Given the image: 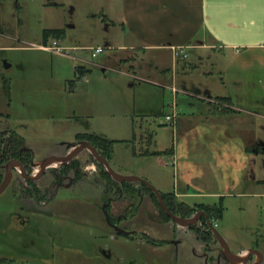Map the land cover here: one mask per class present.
<instances>
[{"label": "rangeland", "instance_id": "rangeland-1", "mask_svg": "<svg viewBox=\"0 0 264 264\" xmlns=\"http://www.w3.org/2000/svg\"><path fill=\"white\" fill-rule=\"evenodd\" d=\"M119 6V0H0V133L14 131L24 140L34 159L27 152L29 162L63 157L67 149L77 147L79 135L104 136L118 142L109 161L115 173L145 180L162 196L186 193L185 178L172 164L175 160L153 155L175 151L176 157L185 163L187 146L182 139L187 132L178 119L203 118L209 115V110L182 94L181 85L175 87L172 83V74L162 77L149 62L154 55L109 49L110 45H132L121 29L109 23V18L118 22ZM47 30L65 32L62 41L56 40L61 41L59 45L64 50L103 48L105 52L97 59L84 51L69 52L70 57L54 56L38 49L43 46ZM50 42L49 46H53L54 41ZM86 57L96 66L87 68L91 73L86 80L76 81V68L82 66L77 62ZM245 59L250 63L249 56ZM170 63L167 58L163 65L172 67ZM144 66L138 72L139 77H147L156 85L159 84L155 81L162 77L167 85H139L130 78V67L139 71ZM232 74L243 81L239 86L227 84L229 89L243 90L240 95L246 103L239 106L242 113L262 115V118L251 115L252 128L246 131L239 128L238 140L249 143L258 138L257 141L264 142V68L248 65L236 68ZM187 80L179 69L178 82ZM249 94L256 98L257 110L250 108L253 101L248 99ZM216 102L218 110H226L225 103ZM168 117L175 118L177 124L168 123ZM218 134L219 131L215 133L217 138ZM11 140H0V165L4 164V157L5 161L10 160L6 148ZM214 140L221 150L223 144ZM12 146H16L15 141ZM224 159L219 178L212 167L206 166L207 176L201 182L206 191L198 186L190 192L189 200L176 198L198 213H205L201 206H221L223 218L211 223L217 225L231 253L237 255L244 249L257 251L264 264V185L254 184L252 177L264 183V156L253 164V175L245 179L232 172L233 161L226 156ZM98 164L89 152L76 157L67 167L82 170L73 181L76 184L73 189L66 188L71 182H61L58 172H46L33 184V189H27L32 186L21 170L14 173L9 189L0 196V256L12 257L17 264H208L205 253H200L204 244L196 239L200 235L208 238L210 250L206 253L210 261L216 262L221 256L222 264H229L214 235L210 239L203 234L202 224L195 225L194 232L187 231V227L176 229L164 219L151 193L137 184L134 190L143 193L144 203L137 218L123 227L151 236L157 242L169 240L176 229L180 236L191 234L192 238H187L190 242L183 238L177 255L173 246L153 248L141 239L132 241L107 232L100 203L109 180L101 175ZM0 178L2 186L6 176L1 177V171ZM120 190L128 192L129 188ZM225 191L232 196L224 197L222 202L216 194ZM54 195L56 203L42 208V202L54 199ZM34 197L42 202L29 199ZM132 203L134 200L126 195L122 202L114 204L115 218L126 213ZM193 247L200 256H196Z\"/></svg>", "mask_w": 264, "mask_h": 264}, {"label": "crops", "instance_id": "crops-1", "mask_svg": "<svg viewBox=\"0 0 264 264\" xmlns=\"http://www.w3.org/2000/svg\"><path fill=\"white\" fill-rule=\"evenodd\" d=\"M119 2L118 22L110 18L109 21L114 24L115 29H121L123 37L130 39L132 45H110L109 49L122 50L126 53L136 50L146 56L154 55L149 62L162 77L172 74V83L175 87L181 85L182 94L199 101L209 110V115L203 118L185 116L178 119L184 127L183 130L187 132L185 137H182L185 147L187 146L186 162L183 163L176 157L175 151L171 152L169 157L175 160L172 164L176 170L178 169L176 172L185 178L183 185L186 193L178 195L176 193L175 196L189 200L193 188L200 186L199 188L203 190L201 182L207 176L204 174L208 171L206 166L212 167L218 177L220 164L225 160L224 156L235 163L231 169L232 172H237V176L242 175L244 179L248 178V175L252 176L253 164L264 156V142L257 141L258 138L252 139L249 143L238 140L239 128L241 130L245 128L244 131L250 130L253 125L252 116L262 118V115L249 113L247 116L246 111L242 113L239 106L246 103L245 98L240 95L243 90L229 89L227 84L239 86L243 82L241 78L232 74L236 68L248 65H260L264 68V0H119ZM41 47L46 45L43 44ZM41 47L38 49L44 51ZM174 49H184L188 59H175ZM248 56L251 58L250 63L245 59ZM167 58L170 59L172 67H164ZM85 60L77 63L82 64ZM144 68L145 66L137 71L130 67L129 73L132 74L130 78L132 76L139 85L141 83L159 87L167 85L163 84L165 80L162 77L155 81L159 85L151 83L147 77H139L138 72ZM179 69L184 72L187 81L178 82ZM103 71L107 72V69ZM121 71L124 70L121 68ZM198 74L201 75L197 76ZM87 77L82 80H86ZM135 86L137 84L133 88ZM248 99L253 101L250 108L257 110L256 98L249 94ZM216 101L225 103L226 110L222 108L218 110ZM240 114L246 116L242 117ZM221 125L223 129H220ZM254 127L256 128V125ZM217 131L219 138L215 136ZM214 139L223 144L224 147L220 146L221 150L215 145ZM196 171L199 172L198 175L195 174ZM252 177L254 184L264 185L263 182H256V177ZM216 195L221 199L232 196L231 192L228 194L226 191ZM108 235L114 238L112 234ZM250 251L252 250L244 249L238 254ZM0 260L15 261L12 257L2 256Z\"/></svg>", "mask_w": 264, "mask_h": 264}, {"label": "flooded vegetation", "instance_id": "flooded-vegetation-1", "mask_svg": "<svg viewBox=\"0 0 264 264\" xmlns=\"http://www.w3.org/2000/svg\"><path fill=\"white\" fill-rule=\"evenodd\" d=\"M50 41L47 43L46 46H49V44L51 43ZM54 44H57L58 46H60L59 45V42H57V41H54ZM93 65H94V63H93L92 60H85L84 63H82V66L81 67H85L87 69L88 67H92ZM89 70H91V69L89 68ZM0 140H11L10 141L11 143L8 142V146L6 148L7 149L6 150V154H8V156H10V157H8L10 160L7 162V161H5V157L4 158L2 157L4 159V160H2L4 162V164L0 165V171H1V175L2 176H6V178H7V175H8V167L11 166V165H13L14 163H17V164H21L23 166V168L25 169V172H26V174L28 175L29 178H33L34 177L33 179H36L34 181L27 180L24 177L21 168H19L18 166L13 167V170H12L13 171V178H14V173H16V172L19 173V170H21V175L31 184L32 187H29L28 186L27 189H33V184H36L37 183L36 181L40 180L42 178V175H44L46 172L47 173H53V174H57L56 172L60 173L59 176L60 177L62 176L60 178V181L61 182H65V181L71 182L70 185H68L66 188L73 189V187L76 186V184L74 185V182L73 181L77 178V176H79V175L82 174V170H80V169H74V170H68V171L66 170V171H64L65 170V167L66 166H69L70 163L75 158L69 164H63V167L60 170H57V171H48V168H49L48 167L45 170V172L42 171V172H39L38 175H36L35 174V171H36L35 168H37V165L39 163H42L43 164L45 161L44 162H39V161L38 162H33V161L32 162H29L30 157L28 158L27 152H29L31 154V158L32 159H33V155L31 153V151H29L26 148L25 143H24V146H22L20 149H17L18 143H20V141H23L24 142V140L16 132H14V131H8L6 133H0ZM13 141H15L16 146H12ZM78 146L79 145H77V147ZM73 148H75V147H71L70 149H67L65 155L63 157H59V158H66L69 154L71 155L70 151ZM12 182H13V180H12ZM62 189H64V188H59V190H62ZM59 190L57 189V191L55 192V195H57V192ZM109 191H110V189L108 187H106L104 189V193L101 195L102 198H101V203H100V209H101L102 214H103V217H104V221H105V225H106L107 232H111V233L115 232L114 227L116 226V227H119V228L127 231L129 233V235H126V237L133 238L134 240H132V241H135L137 239H141V241L146 242L151 247L158 248V249H160L163 246H173L177 250V255H178V249L182 245L184 239L187 242H190L187 238H192L191 234H189V235L186 234L185 236L178 235L176 229L178 227H182V226H178L171 219H170L171 221H169V222L173 223L175 225V227H176V229L173 232V235H171V238L169 240L167 239V240H162V241H158V242L155 241V240H153L151 238V236H148L149 239H146V236L147 235H141V234H138V231H131L130 229H128L126 227H123L124 223L130 222V221L134 220L135 218H137V216L139 215V212L141 210V207H142V205L144 203V199L145 198H144V196H141V201L139 203H137L136 201H134V203L131 204L130 208L128 209V211L126 213L120 214L119 216H116V218H115L114 213H113V206H114V204H117V203L122 202L123 199H125V195L123 193H121V196L119 197V199H115L113 197L112 191H110V192ZM47 194H48V191H47ZM55 195L53 197L54 199L51 198L52 200L49 199L48 201H45V202L38 201L37 200L38 197L29 198V199H31V200L34 199L37 202H42V204H43V207L42 208H45V207H49L50 205L56 203V200H57L56 198L57 197H55ZM133 207H134V214L132 212ZM169 211L175 217H177V218H180V219H183V220H191V219H184L181 216L180 217L177 216L170 209H169ZM198 214H201V219L198 221V223L196 225L202 224L200 229H202L204 231H207V232H209V231L212 232L211 228L209 227V222H208V219L209 218H208V216L205 213H201L200 212V213H197L193 218L197 217ZM166 216H168V215L166 214ZM194 226L192 228H188L187 231L194 232V228H195ZM201 238H203V237H201ZM201 238H200V236H196V239H198L199 241H201L204 244V246H202V250L200 251V253L201 252H204L205 253L204 258L207 259V263L208 264H222V257L221 256L217 258L216 262L214 260H211L210 261L211 258H209V254H207L208 251L210 250L209 249L210 248V245L208 244V242H205L204 240H200ZM193 249H194V247H193ZM194 251H195L196 256H200L199 255L200 253H198L195 249H194ZM222 255L227 260V262L229 264H231V262L229 261V259L227 258L226 254H225L224 249H223ZM237 255H240V254H237ZM258 260L259 259L257 257H252L251 260H250V262H251V264H255L256 262H258Z\"/></svg>", "mask_w": 264, "mask_h": 264}, {"label": "trees", "instance_id": "trees-1", "mask_svg": "<svg viewBox=\"0 0 264 264\" xmlns=\"http://www.w3.org/2000/svg\"><path fill=\"white\" fill-rule=\"evenodd\" d=\"M105 21H108L107 19ZM109 23L114 26V24L109 21ZM65 37V32L62 30H47L44 32V36H43V44L47 45V43L52 40V41H56V40H61ZM91 73V70H87L85 67H77L76 71H75V78L76 81L78 80H82L84 77H87L89 74ZM151 137V136H150ZM83 143H89L93 148H95L97 150V152L99 153V155L101 157H103L104 159H106L107 161H111L112 159V154H113V148L114 145H116L118 142H113L108 140L106 137L104 136H98V135H79L77 138V143L75 144V146L83 144ZM22 146H24V142L20 141V143H18L17 149H20ZM171 154L167 153V154H163V153H158L154 156H169ZM63 167V166H62ZM67 167H65V170H67ZM98 167L100 169L101 175L105 178H107L109 180V186L108 188L110 189V191H112L114 196H121V193H123L125 196H129L130 199H133L134 201H136L137 203H139L141 201V196H143V193L140 192L139 190H134V185L135 184H118L116 183L111 176L106 172V169L103 165L98 164ZM68 171V170H67ZM1 177H3L1 175ZM2 178H0V187L2 184ZM140 185V184H137ZM143 189L149 191L152 195V197L156 200L157 205L159 206L160 210L162 211V214L164 215V218L169 222L171 221L170 218L168 216H166L165 212L163 211V209L161 208L158 198L156 197V195L146 186L144 185H140ZM122 187H126L129 188L128 192H124L121 191L120 188ZM131 190V191H130ZM109 191V192H110ZM119 197L117 199H119ZM165 203L167 205V207L173 211L177 216H181L184 219H190L194 214H197L198 211H196L195 209H191L188 206L179 203V201L177 200L175 195H169V196H163ZM223 198L221 199V201L223 202ZM221 202V203H222ZM202 209H204L205 213L207 214L208 218L210 219V221H218L221 220L223 218L224 215V209L220 206V207H212V206H201ZM195 231V229H194ZM115 233V232H114ZM116 234V233H115ZM204 235L206 234V236L213 237V233L211 231L209 232H205L203 233ZM200 236V235H198ZM116 237H119L116 234ZM124 238L130 239V240H134L133 238L130 237H126V236H122ZM203 237V238H201ZM200 240H204L205 242H208V238H205L204 236H200ZM146 239H149L148 237H146ZM209 239V241H210ZM0 264H17L16 261H12V260H0ZM24 264V263H22Z\"/></svg>", "mask_w": 264, "mask_h": 264}, {"label": "water", "instance_id": "water-1", "mask_svg": "<svg viewBox=\"0 0 264 264\" xmlns=\"http://www.w3.org/2000/svg\"><path fill=\"white\" fill-rule=\"evenodd\" d=\"M78 148L74 154H69L66 158H51L46 160L43 163V168L42 171L45 172V170L50 167L53 164L56 163H61V164H69L74 158L78 157L80 154H82L83 152H89L92 157L101 165H103L106 169V172L111 176V178L119 183V184H140V185H144L147 188H149L158 198L159 204L161 206V208L164 210V212L169 216V218L174 221L178 226H182V227H187V228H192L194 225H196L198 223V221L201 219V214H198L197 217L193 218L192 220H183L180 218L175 217L168 209V207L166 206V203L164 201L163 196L151 185L149 184L147 181L139 179V178H134V177H123L118 175L117 173L114 172V170L111 167V164L109 161H107L106 159H104L103 157H101L99 155V153L97 152V150L95 148H93L90 144L88 143H84L79 145ZM18 166L19 168H21L22 173L24 175V177L29 180V181H34L36 179L33 178H29L28 175L25 172V169L23 168V166L21 164H17L14 163L13 165L8 167V175L6 178V181L4 182V184L0 187V196L3 195L8 188L11 185V182L13 180V167ZM209 222V227L211 228L214 236L216 237V239L218 240V242L220 243V245L223 247L225 254L227 256V258L230 260H235L237 262H239L240 264H249L250 260L252 257H257L259 260L258 262H256L255 264H261L263 261V257L262 255L257 252V251H250L249 254L245 257V258H241L240 255H233L231 253V251L229 250L228 244L226 243V241L224 240V238L221 236V234L217 231V229L213 226V224L211 223V221L208 219ZM115 232L117 233V235L119 237L122 236H126L129 235V233L119 227H114Z\"/></svg>", "mask_w": 264, "mask_h": 264}, {"label": "built area", "instance_id": "built-area-1", "mask_svg": "<svg viewBox=\"0 0 264 264\" xmlns=\"http://www.w3.org/2000/svg\"><path fill=\"white\" fill-rule=\"evenodd\" d=\"M42 49L44 51H47L53 55L56 56H65V57H70L71 55L69 54V52H78V51H84V52H89L92 59H97L100 55L104 54L105 50L103 48H97L94 50H90V49H84V50H78V49H74L73 51L71 50H64L62 49L60 46H58L57 44H54L53 46H46V47H42ZM173 54H174V58L177 60H187L188 56L185 53L184 49H174L173 50ZM173 92L178 95L179 91L176 90L175 88L173 89ZM167 122L170 124H173L174 126L176 125V120L175 118L172 117H168L167 118ZM215 228H217V225H214Z\"/></svg>", "mask_w": 264, "mask_h": 264}, {"label": "bare ground", "instance_id": "bare-ground-1", "mask_svg": "<svg viewBox=\"0 0 264 264\" xmlns=\"http://www.w3.org/2000/svg\"><path fill=\"white\" fill-rule=\"evenodd\" d=\"M78 148H74V149H72L71 151H70V153L71 154H74V152L77 150ZM63 166V164H61V163H56V164H53V165H51L49 168H48V170L50 171V170H52L53 171V169L55 170H57V169H59V166ZM42 168H43V164L42 165H40V167L39 168H37L36 169V171H35V174L36 175H38V173L39 172H42ZM34 178V177H33ZM249 254V252H245V253H243V254H240V256H241V258H245L247 255ZM230 262H231V264H235V263H239V262H237V261H235V260H230Z\"/></svg>", "mask_w": 264, "mask_h": 264}]
</instances>
